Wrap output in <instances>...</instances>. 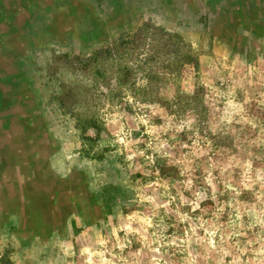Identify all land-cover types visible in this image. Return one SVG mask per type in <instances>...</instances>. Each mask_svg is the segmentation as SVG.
<instances>
[{"label":"rangeland","instance_id":"rangeland-1","mask_svg":"<svg viewBox=\"0 0 264 264\" xmlns=\"http://www.w3.org/2000/svg\"><path fill=\"white\" fill-rule=\"evenodd\" d=\"M184 4L30 54L54 159L0 206V264H264V31Z\"/></svg>","mask_w":264,"mask_h":264},{"label":"flooded vegetation","instance_id":"flooded-vegetation-1","mask_svg":"<svg viewBox=\"0 0 264 264\" xmlns=\"http://www.w3.org/2000/svg\"><path fill=\"white\" fill-rule=\"evenodd\" d=\"M34 1L49 3L0 0V206L31 193L32 186L45 172L53 147L31 85L19 67L21 36L32 21ZM182 1L195 2L205 17L212 18L213 32L225 39L236 37L240 30L264 31L262 27L252 28L254 18L264 13V0ZM114 4L122 3L114 0ZM84 11L86 18L92 17L89 7ZM62 28L57 24L48 26L56 36ZM92 30L90 23L89 31Z\"/></svg>","mask_w":264,"mask_h":264},{"label":"crops","instance_id":"crops-1","mask_svg":"<svg viewBox=\"0 0 264 264\" xmlns=\"http://www.w3.org/2000/svg\"><path fill=\"white\" fill-rule=\"evenodd\" d=\"M120 1L122 3L120 5L114 4V0H48V4L42 1L33 2L31 11L32 21L27 26L28 28L23 36H21L20 43L23 47L19 49V67L25 80L31 85L32 92L41 113L40 104L42 100L38 99L34 85L26 72V64L29 63L30 54L37 50L42 51V49L46 47L44 41L47 42V40L50 39L58 43L67 44L69 40L75 42L83 38H109L108 33L112 27H115L118 21L117 16H119L120 19L125 15L126 5L132 0ZM144 1L148 2V0H139V3H143ZM184 5L192 11L198 7L195 2L185 3ZM86 7L91 9V18H86L84 11ZM252 22V28L255 26L264 28V13L258 15ZM90 23L93 28L91 32L89 31ZM121 23H123V20ZM51 24H57L63 27L60 29L61 31L58 32V36H56L53 31H49L48 26ZM89 32L92 33V35H90ZM51 133L52 132L48 134L51 136ZM49 159V167H52L51 164H53L54 153Z\"/></svg>","mask_w":264,"mask_h":264}]
</instances>
